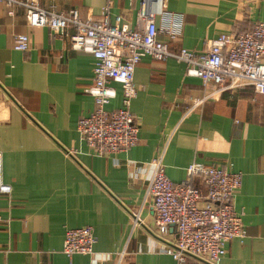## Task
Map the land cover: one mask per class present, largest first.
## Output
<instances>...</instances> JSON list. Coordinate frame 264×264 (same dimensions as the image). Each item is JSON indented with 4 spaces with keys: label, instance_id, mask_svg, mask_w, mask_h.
Segmentation results:
<instances>
[{
    "label": "crops",
    "instance_id": "crops-1",
    "mask_svg": "<svg viewBox=\"0 0 264 264\" xmlns=\"http://www.w3.org/2000/svg\"><path fill=\"white\" fill-rule=\"evenodd\" d=\"M44 8L99 20L107 0H39ZM141 0H109V18L136 28ZM162 0L148 3L158 12ZM183 16L181 36L159 34L171 51L201 53L222 33L249 30L264 21V0H165ZM0 3V264H174L164 252L175 239L155 233L147 188L159 160L173 182L187 177L192 162L241 173L234 206L242 213L243 239L226 244L220 264H264V95L251 87L218 90L188 76L173 58L143 57L134 70L130 111L138 141L126 151L99 156L77 130L94 109V59L74 50L73 28L56 36L27 25L24 8L8 14ZM26 34L29 50L13 48ZM108 111L122 106V90ZM194 186L202 191L198 177ZM135 217L137 222L134 223ZM90 226L96 237L89 255L62 252L65 231Z\"/></svg>",
    "mask_w": 264,
    "mask_h": 264
},
{
    "label": "built area",
    "instance_id": "built-area-1",
    "mask_svg": "<svg viewBox=\"0 0 264 264\" xmlns=\"http://www.w3.org/2000/svg\"><path fill=\"white\" fill-rule=\"evenodd\" d=\"M150 1L154 0H141L138 25L130 28L121 22L120 16L110 21L109 0L99 20L81 19L77 9L64 12L44 8L39 0H0L9 8V15L14 14L16 7L24 8L31 28L47 27L56 36L73 28L69 36L71 47L92 55L93 85L87 92L93 97L94 109L79 119L77 130L99 156L126 151L138 141L139 128L130 111V101L137 91L134 70L145 56L163 61L173 58L184 63L186 75L200 78L204 86L212 84L218 90L251 87L264 95V21L254 23L249 30L222 33L210 39L201 53L184 47L171 51L158 35L180 37L183 16L168 11L165 0L158 12L150 11ZM13 48L29 50L28 36L14 35ZM111 83L121 87L122 106L108 111L106 105L116 96ZM1 158L0 153V167ZM151 164L154 171L147 194L152 199L155 233L164 237L172 228L176 234L174 241L167 242L164 252L174 264H220L227 242L246 236L242 213L233 202L241 186V173L195 161L186 167L185 179L173 182L165 175L160 159ZM194 177L200 179L203 191L194 186ZM10 191L11 187L0 178V194ZM95 241L90 226L69 228L65 231L62 252L67 257L89 255Z\"/></svg>",
    "mask_w": 264,
    "mask_h": 264
}]
</instances>
